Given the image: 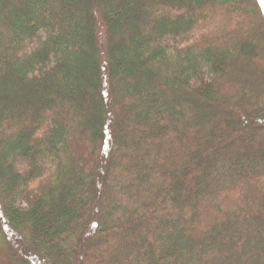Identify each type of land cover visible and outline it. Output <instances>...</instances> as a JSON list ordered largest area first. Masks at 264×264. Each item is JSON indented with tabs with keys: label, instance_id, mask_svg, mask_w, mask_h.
Returning a JSON list of instances; mask_svg holds the SVG:
<instances>
[{
	"label": "trees",
	"instance_id": "16d2710c",
	"mask_svg": "<svg viewBox=\"0 0 264 264\" xmlns=\"http://www.w3.org/2000/svg\"><path fill=\"white\" fill-rule=\"evenodd\" d=\"M263 146L264 0H0V264H264Z\"/></svg>",
	"mask_w": 264,
	"mask_h": 264
},
{
	"label": "rangeland",
	"instance_id": "374dc122",
	"mask_svg": "<svg viewBox=\"0 0 264 264\" xmlns=\"http://www.w3.org/2000/svg\"><path fill=\"white\" fill-rule=\"evenodd\" d=\"M203 104H204L205 106L208 105V104H206V102L203 103ZM252 142H253V140L251 139V140H250V144H251ZM247 143H249V142H247V141H246V142L243 141L242 143H240V146H241V147L246 146ZM262 149L264 150V146L262 147ZM243 163H244V162L241 161V163H239V166H240V165H244ZM247 163H248V162H245V164H247ZM248 164H250V162H249ZM233 168H234L233 166L228 165V167H227L226 169H227L228 171H231ZM216 177L219 178V177H220V174H219V175L215 174V175H214V178H216Z\"/></svg>",
	"mask_w": 264,
	"mask_h": 264
}]
</instances>
